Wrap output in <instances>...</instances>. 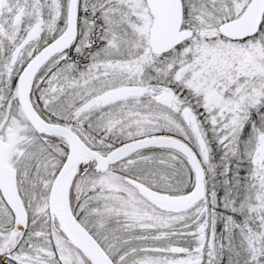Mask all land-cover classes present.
<instances>
[{"label": "snow or ice", "instance_id": "1", "mask_svg": "<svg viewBox=\"0 0 264 264\" xmlns=\"http://www.w3.org/2000/svg\"><path fill=\"white\" fill-rule=\"evenodd\" d=\"M0 264H264V0H0Z\"/></svg>", "mask_w": 264, "mask_h": 264}]
</instances>
